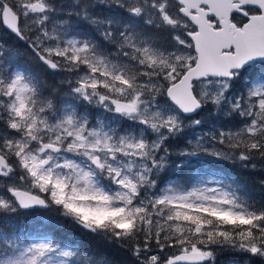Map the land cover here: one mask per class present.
<instances>
[{
    "label": "snow or ice",
    "instance_id": "6c2138e0",
    "mask_svg": "<svg viewBox=\"0 0 264 264\" xmlns=\"http://www.w3.org/2000/svg\"><path fill=\"white\" fill-rule=\"evenodd\" d=\"M223 253L264 264V0H0V264Z\"/></svg>",
    "mask_w": 264,
    "mask_h": 264
},
{
    "label": "trees",
    "instance_id": "16d2710c",
    "mask_svg": "<svg viewBox=\"0 0 264 264\" xmlns=\"http://www.w3.org/2000/svg\"><path fill=\"white\" fill-rule=\"evenodd\" d=\"M233 171H234V174L239 175L241 177V179H244V180H246L249 183H252L255 179H257L259 177V173L253 174L250 171H249V173H244V171L239 169V168H236ZM25 219H29V218L21 217L22 221L25 220ZM70 239H79V238L78 237H70ZM222 255L225 256L226 253H223Z\"/></svg>",
    "mask_w": 264,
    "mask_h": 264
},
{
    "label": "rangeland",
    "instance_id": "374dc122",
    "mask_svg": "<svg viewBox=\"0 0 264 264\" xmlns=\"http://www.w3.org/2000/svg\"><path fill=\"white\" fill-rule=\"evenodd\" d=\"M209 159H211V158H209ZM229 256H230L229 253H226L225 256L222 255V254H220V255L218 256V258H217V264H223V262H225V261H227V260L229 259Z\"/></svg>",
    "mask_w": 264,
    "mask_h": 264
}]
</instances>
